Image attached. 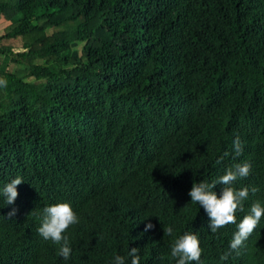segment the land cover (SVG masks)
Listing matches in <instances>:
<instances>
[{"label": "trees", "instance_id": "16d2710c", "mask_svg": "<svg viewBox=\"0 0 264 264\" xmlns=\"http://www.w3.org/2000/svg\"><path fill=\"white\" fill-rule=\"evenodd\" d=\"M0 79V188L24 181L14 204L0 195V264H130L134 247L176 264L185 233L199 264H264V216L221 260L264 207V0H0ZM237 163L248 198L212 233L188 192ZM58 203L78 217L67 260L37 232Z\"/></svg>", "mask_w": 264, "mask_h": 264}, {"label": "clouds", "instance_id": "9594fccd", "mask_svg": "<svg viewBox=\"0 0 264 264\" xmlns=\"http://www.w3.org/2000/svg\"><path fill=\"white\" fill-rule=\"evenodd\" d=\"M0 87H7V81L0 79ZM234 156L239 157L242 154L243 146L239 137L233 141ZM228 155V153H225ZM217 160V164L221 162ZM251 171L249 163H237L233 167L228 168L224 175L211 183L199 182L193 183L188 195L191 197V202L201 206L207 216L209 217L208 228L212 233H216L221 227L228 224L236 223V212L243 210L242 202L248 198L249 189L247 187L239 190L232 187L233 183L238 179L246 178ZM23 179L19 176L12 179L0 188V195L6 201V204H14L17 196V186L23 183ZM223 185L222 192L219 197L212 191L217 185ZM253 193L257 191L255 187L251 189ZM16 209L13 208L7 213V217L11 218L16 214ZM264 216V207L260 202H255L251 205L250 214L245 215L244 218L237 225L238 230L233 234L230 241L229 252L221 256V260H226L231 252L235 251L239 254V250L243 247L244 242L256 229L261 217ZM78 223V217L72 210L68 203H58L43 208L42 219L40 227L37 232L44 240H50L54 244L60 245L59 256L67 260L70 256L71 249L68 246L67 237L63 235L69 226ZM154 226L151 223L145 225V231L152 229ZM164 234L172 235V227L163 229ZM202 249L199 246V240L195 234L185 233L174 243L170 250V255L176 259V264H190V262H197L199 264ZM127 256L130 258V264H140V257L138 255V248H131ZM112 264H126L125 257L115 256Z\"/></svg>", "mask_w": 264, "mask_h": 264}]
</instances>
